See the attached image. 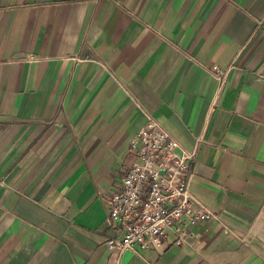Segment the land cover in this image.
<instances>
[{
  "label": "crops",
  "instance_id": "obj_1",
  "mask_svg": "<svg viewBox=\"0 0 264 264\" xmlns=\"http://www.w3.org/2000/svg\"><path fill=\"white\" fill-rule=\"evenodd\" d=\"M148 116L214 218L111 251ZM0 264H264V0H0Z\"/></svg>",
  "mask_w": 264,
  "mask_h": 264
},
{
  "label": "built area",
  "instance_id": "obj_2",
  "mask_svg": "<svg viewBox=\"0 0 264 264\" xmlns=\"http://www.w3.org/2000/svg\"><path fill=\"white\" fill-rule=\"evenodd\" d=\"M210 71L221 91L229 72L217 65ZM129 148L135 161L108 202L109 223L122 233L107 242L109 250L124 253L186 243L191 225L214 218L190 189L197 148L181 150L178 141L150 116Z\"/></svg>",
  "mask_w": 264,
  "mask_h": 264
}]
</instances>
